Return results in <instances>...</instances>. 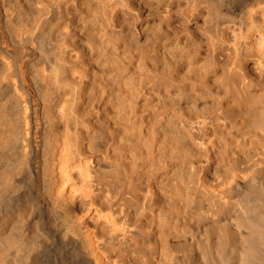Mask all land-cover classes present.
Masks as SVG:
<instances>
[{
	"label": "bare ground",
	"instance_id": "obj_1",
	"mask_svg": "<svg viewBox=\"0 0 264 264\" xmlns=\"http://www.w3.org/2000/svg\"><path fill=\"white\" fill-rule=\"evenodd\" d=\"M0 264H264V0H0Z\"/></svg>",
	"mask_w": 264,
	"mask_h": 264
}]
</instances>
